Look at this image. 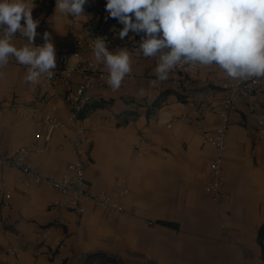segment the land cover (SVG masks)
Returning <instances> with one entry per match:
<instances>
[{"label":"crops","instance_id":"1","mask_svg":"<svg viewBox=\"0 0 264 264\" xmlns=\"http://www.w3.org/2000/svg\"><path fill=\"white\" fill-rule=\"evenodd\" d=\"M37 1L33 11L39 9ZM106 3L87 0L85 16L77 19L60 14L54 6L42 20L44 10H37L36 40L48 32L54 45L66 43L70 28L94 23L97 8ZM13 43L19 47L26 41L17 35ZM129 53V75L135 78L115 93L97 91L95 103L104 105L88 110L96 131L86 136L83 156L91 191L104 189L117 197L126 182L130 192L121 198L126 211L109 213L89 201L83 213L53 208L59 191L26 185L20 170L0 164V264H15L7 251L10 245L21 250L24 264H83L93 252L108 253L121 264H264V133H257L243 103L232 113L227 133L223 197L217 200L204 188L215 150L203 144L201 130L215 129L221 118L205 112L197 121L193 111L204 100L219 102L232 80L214 66L186 65L159 81L157 58ZM26 75V67L15 58L0 69V154L9 156L36 142L44 152L32 153L30 160L44 175L61 176L75 160L74 150L58 134L36 141L34 120L45 114L68 117L64 85L42 88L44 77L33 84L25 81ZM164 91L170 92L163 104L149 113ZM36 100L34 116L1 110L13 101ZM257 102L258 112L264 113V90ZM141 138L150 144L147 154L139 157L134 145ZM6 192L11 198L3 206ZM48 225L49 237L41 243L39 234ZM57 241L65 248L51 257L49 246Z\"/></svg>","mask_w":264,"mask_h":264},{"label":"clouds","instance_id":"2","mask_svg":"<svg viewBox=\"0 0 264 264\" xmlns=\"http://www.w3.org/2000/svg\"><path fill=\"white\" fill-rule=\"evenodd\" d=\"M86 3L56 0L55 8L77 19L85 16ZM34 7V0H0V69L15 58L27 69L25 81L33 84L45 76L51 79L57 68L50 34H43L42 44L35 43L40 21L33 17ZM105 8L123 25L120 39L129 32L142 34L139 53L157 58L159 81L178 65L214 66L238 83L264 79V0H107ZM17 35L26 41L19 47L13 43ZM93 53L107 70V84L119 90L132 71L126 47L109 51L106 40L96 38Z\"/></svg>","mask_w":264,"mask_h":264},{"label":"built area","instance_id":"3","mask_svg":"<svg viewBox=\"0 0 264 264\" xmlns=\"http://www.w3.org/2000/svg\"><path fill=\"white\" fill-rule=\"evenodd\" d=\"M123 25L117 19L111 18L105 6L97 8L95 22L85 27L77 29L72 26L68 33L66 43L54 45L58 65L51 79L44 77L41 87L48 88L54 83L64 85L62 97L68 110L66 119L58 118L52 114H45L40 119L34 120V136L38 141L41 138L51 140L54 134L72 146L76 158L67 166L66 172L61 176H47L34 165L30 160L32 153H42L44 148L36 142L30 145L19 147L12 155L0 154V164L20 170L23 175V182L26 185L42 184L59 191L60 197L51 203L53 208H66L78 213L86 210V203L89 201L94 206L99 207L109 213L125 212L121 203V198L129 194L130 189L123 181L118 196L114 197L107 190L91 191L85 180V170L83 156L85 155V139L90 133L96 131V126L92 125L88 108L93 105L98 96L97 91H113L107 84L108 73L93 58V45L96 38H104L109 51L125 48L133 54L139 53L138 43L140 35L129 32L124 39L119 38V31ZM44 40H36L40 45ZM71 60V63H70ZM186 65H178L176 68L184 70ZM134 75H127L122 82L132 81ZM78 79V80H76ZM121 85V86H122ZM264 90V79L249 80L238 83L232 80L225 85V95L217 103L208 100L202 101L193 111L194 118L198 121L205 112H212L221 118V123L215 128H202V142L211 145L215 150V155L209 164L210 178L204 182L205 191L217 200L223 197V162L224 155L228 150L227 133L231 123V115L238 109L240 103L245 105V111L254 118L257 126V133H264V113L257 110V97ZM38 101L20 102L13 101L3 105L1 110L4 112L20 113L34 116L37 111ZM71 131V135L67 134ZM150 143L145 138H141L134 145V152L137 156H145L147 147ZM11 198V193L3 194L5 206ZM51 225L45 226L39 234V239L44 243L50 234ZM65 248L62 241H57L49 246L48 254L53 257L58 251ZM7 251L13 255L15 264H24L21 259V250L14 245L7 247Z\"/></svg>","mask_w":264,"mask_h":264},{"label":"trees","instance_id":"4","mask_svg":"<svg viewBox=\"0 0 264 264\" xmlns=\"http://www.w3.org/2000/svg\"><path fill=\"white\" fill-rule=\"evenodd\" d=\"M55 3H56V0H39V1H37L38 8L41 10H44V15L42 17V20H44V18L52 12L53 7L55 6ZM39 9H37V10H39ZM37 10L33 11V15ZM22 23H23V21H22ZM169 92L170 91H164V93H162L154 101L151 110H149V113H151L153 110L159 108L163 104V102L165 101V96ZM102 105H104V101L103 102H97V103L91 105L88 108V110L90 108H94V107L96 108V107H100ZM83 264H121V263L119 262V260L116 257L109 255L108 253L93 252V253H90L86 256Z\"/></svg>","mask_w":264,"mask_h":264},{"label":"rangeland","instance_id":"5","mask_svg":"<svg viewBox=\"0 0 264 264\" xmlns=\"http://www.w3.org/2000/svg\"><path fill=\"white\" fill-rule=\"evenodd\" d=\"M70 63H71V60H70Z\"/></svg>","mask_w":264,"mask_h":264}]
</instances>
